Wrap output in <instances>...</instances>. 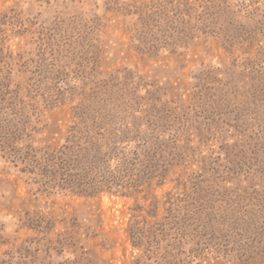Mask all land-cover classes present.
<instances>
[{
	"label": "rangeland",
	"instance_id": "374dc122",
	"mask_svg": "<svg viewBox=\"0 0 264 264\" xmlns=\"http://www.w3.org/2000/svg\"><path fill=\"white\" fill-rule=\"evenodd\" d=\"M0 264H264V0H0Z\"/></svg>",
	"mask_w": 264,
	"mask_h": 264
},
{
	"label": "trees",
	"instance_id": "16d2710c",
	"mask_svg": "<svg viewBox=\"0 0 264 264\" xmlns=\"http://www.w3.org/2000/svg\"><path fill=\"white\" fill-rule=\"evenodd\" d=\"M151 236H153V235H151ZM149 239H150L149 237L143 238V236H141V238H138V236H135V237H133V240H132V236H131L130 242H131L133 249L140 250L142 247H145V249L147 247H150V242L148 241ZM146 251L150 252L148 249Z\"/></svg>",
	"mask_w": 264,
	"mask_h": 264
}]
</instances>
